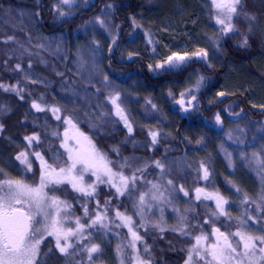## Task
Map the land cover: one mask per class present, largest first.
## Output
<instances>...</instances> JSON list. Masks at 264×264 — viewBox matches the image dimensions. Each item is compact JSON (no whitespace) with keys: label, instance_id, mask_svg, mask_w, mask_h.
<instances>
[{"label":"trees","instance_id":"obj_1","mask_svg":"<svg viewBox=\"0 0 264 264\" xmlns=\"http://www.w3.org/2000/svg\"><path fill=\"white\" fill-rule=\"evenodd\" d=\"M81 1L70 7V16L57 19L53 11L55 0H0V84L18 86L20 90L17 93L0 88V108L3 109L0 110V124L3 125L0 131V169L7 173L6 178L21 180L31 186L39 183L38 161L33 160V178L31 173L25 174L23 166L15 160L19 152L27 150L24 137L33 134L39 135L40 146L33 143L32 150L41 152L50 164L64 166L63 155L58 161L51 156L55 151L63 153V149L59 148L65 126L63 119L71 116L79 130L91 137L107 159L120 160L121 163V158L135 161L133 171L147 166L144 179L161 185L171 203L154 205L152 211L146 208L141 220L132 211V203L138 196L134 195L133 200L117 198L115 190L106 184L99 185L92 199H81L70 188L63 192H49V195H56L71 205L68 219L81 217V223L90 222L83 217L82 205H86L91 213L95 211L96 200L101 206H104L105 200H110L111 209H118L133 218V229L148 245L150 253H145L142 244L137 243L142 259L150 260L151 264H185L192 238L201 232L195 226L203 225L202 231L209 226L204 221L211 218L209 212L213 207L206 201H196L194 189L207 186L215 190L230 202L231 211L228 214L233 218L237 215L235 202L242 200L245 194L250 198L253 195L247 187V181L251 180L237 175L235 167L243 166L257 173L255 162L249 164L239 153L259 152L264 145V0H243L240 17L233 19L237 31L228 35H221L220 26L213 19L215 10L210 0H169V8L164 13L161 11L162 4H165L163 0ZM107 5L112 6L108 9L112 11L114 28L118 30L116 35L114 28L112 31L108 28V33L114 36L112 45L101 41V29H97L91 21ZM245 13L254 16L255 20L247 19ZM152 14L157 20H149ZM88 27L97 41L100 38L98 49L100 52L103 50L101 54L96 53L100 58L96 63L98 72L131 94L125 104L133 127L131 135L121 123H110L98 135L92 127L109 120L110 115H107L109 111L105 99L100 96L102 92L92 95L95 89L100 88L99 84L85 86L75 76L79 45L89 44L86 43L88 37L86 41L81 33H77ZM8 36H14L19 43H4ZM149 37L151 43L148 42ZM245 37L247 44L243 43ZM200 49L208 52L206 61L192 56ZM174 53L192 56V59L171 71L167 70V65L156 68ZM18 63L20 70L15 68ZM195 73L205 80L192 93L196 97L194 107L186 102L183 105L189 108L185 113L178 103L183 99H180L178 89ZM171 86H175V90L168 95ZM81 87H86L88 92L80 91ZM69 88L80 91V95L74 97L67 91ZM220 92L225 95L219 96ZM21 95L24 99L20 98ZM33 101L45 111L38 112L32 108ZM50 107L62 109L61 113H57L61 120L47 111ZM229 110L237 117L224 120ZM100 111L105 112V117L97 114ZM217 113L224 120L220 127L209 124L212 122L214 125ZM150 131L160 133L154 147ZM54 132H58L59 137L53 136ZM229 135L233 139L229 140ZM198 140L201 143L198 144ZM238 140H242L243 144H238ZM113 148L118 149V153L112 152ZM218 155L228 159L227 165L219 163ZM155 160L164 164L165 172L154 166ZM200 162H204L211 173L206 184L197 171ZM113 168L120 170L115 165ZM123 171L125 175H131L126 166ZM169 179L175 186L183 185L189 195L185 197L182 192L173 191L165 183ZM94 182V177L85 175L86 185ZM140 185L141 192L148 190L142 186L143 181ZM233 186L241 190L239 194ZM108 216L112 219L114 213L109 211ZM141 223L145 228L139 227ZM217 223L225 230L228 221L222 217ZM43 224L44 221L40 220L33 227L42 228ZM185 225L188 226L186 230L191 231L189 236L175 230ZM160 228L164 231L161 232ZM109 229L106 234L91 233V242L100 244L103 250L102 254L94 256L92 264H120L118 245L122 248L124 264H130L129 257H134L135 253L124 247L130 238L128 228L116 220L109 225ZM53 244V238L47 237L41 250H45V245L51 248ZM76 258L80 264H88L85 254L81 253ZM51 264L72 262L52 256ZM131 264H135L134 259Z\"/></svg>","mask_w":264,"mask_h":264},{"label":"snow or ice","instance_id":"obj_2","mask_svg":"<svg viewBox=\"0 0 264 264\" xmlns=\"http://www.w3.org/2000/svg\"><path fill=\"white\" fill-rule=\"evenodd\" d=\"M38 2V0H37ZM75 0H58V4L54 6V10L57 11L59 17L70 16L71 13L61 10V6H72ZM212 8L215 10L213 19L215 23L220 26L221 35H228L229 33H235L237 31L233 19L239 18L243 10V0H210ZM39 6V5H38ZM107 8H111V5H107ZM38 17L39 13H35ZM245 17L250 20H255L254 16H248L245 13ZM101 27L105 26L103 19L97 17L96 21ZM13 41L19 43L14 36H8L4 43ZM151 43V37L148 40ZM244 44H247V38L243 40ZM40 47H43L41 45ZM218 47V45H217ZM23 48V45H21ZM155 50V49H153ZM26 51V50H25ZM59 51V46L57 47ZM192 56L200 58L206 61L208 52L204 49L192 54ZM192 56L180 55L174 53L167 57V59L157 64L156 68H164L167 65V70L171 71L178 69L188 63ZM83 60L81 65L83 66ZM31 67V65H29ZM151 68L152 66L149 65ZM17 70L21 69V65L16 64ZM62 75V73H60ZM205 78L201 76L196 82L193 88H189L187 93L191 96V99L187 101L188 105L194 107L193 101L196 100L194 95H191L193 90H198L204 83ZM89 83L91 82V76L88 77ZM35 83V81H33ZM103 83L105 86H111V82L107 77L104 78ZM0 88L5 91H16L19 93L18 86H6L0 84ZM74 97L80 95V91L88 92L86 87H81L80 91L74 88H69ZM100 89H95L92 95H99ZM184 95L183 93L181 94ZM219 96H224L225 93H218ZM21 99L24 97L21 95ZM43 98V97H41ZM71 99V97H70ZM105 103L110 106V111L107 115L115 118L114 121L105 120L100 125H93L96 134L108 127L112 122L119 123L123 121L125 128L129 135L133 132L132 124L129 122L125 109L122 107L121 94L114 92L105 97ZM178 103L182 106L183 112L187 113L189 108L183 107L185 100L181 99ZM32 108L38 112H44L45 108L41 107L39 103L33 101ZM155 108V105H152ZM0 110H3L0 108ZM47 111L52 112L57 120H61V116L57 113H61L62 109L59 107H50ZM101 117H105L104 112H100ZM214 125L209 122L211 126L221 125L220 114L217 113L214 118ZM63 123L70 126L73 129V134L69 135L68 128L65 129L63 134L62 143L59 148L63 149V153L55 151L52 153L51 159L58 161L61 155L65 158L64 166L50 164L45 159L41 152L33 151L32 145L35 143L40 146V137L38 134H33L24 137L27 141V150L21 151L15 156V160L19 161L23 166V172L25 174L33 173V160L38 161L39 169V183L35 186L25 184L21 180L6 178L7 173L3 169H0V264H51L52 256H59L61 259H67L72 261V264H80L73 258L81 253L87 257L88 264H92L94 256L102 254L101 245L98 243H92V232H96L99 235L100 232L109 231V225L119 220L125 227L128 228L130 238L128 243L124 247L135 253L134 257H129V262L134 259L135 264H151V261L141 258L137 243L139 242L143 246L145 253H150V249L143 241V237L133 229V218L120 212L118 209H111V201L105 200L104 206H101L100 201H95V211L89 212L86 205L83 207V217L90 222L81 223V217H76L74 220H69L68 215L71 209L65 200L60 199L56 195H49V192L61 191L66 188H70L73 192L79 194L80 198L92 199L97 193V188L101 184H106L109 188L115 190L114 194L117 198L124 197L128 200H133V196L137 195L138 199L132 203V211L143 220V214L146 208L152 206H158L160 203L170 204L171 200L166 198L164 190L159 184L148 182L144 179L145 168H137L133 171V163L128 158H121L120 160H109L101 153L91 137L85 135L79 130L76 123L71 116H67L63 119ZM3 130V125L0 124V131ZM58 132H54L53 136L59 137ZM151 142L153 147L158 143L159 131H150ZM231 140L233 137L228 136ZM71 142V143H70ZM255 138L253 139V143ZM201 143V141H197ZM238 144H243L242 140L237 141ZM112 152L118 153V149H111ZM264 145L261 146L259 152L244 153L239 155L243 160L252 164L255 162V169L257 174L261 177V182L264 183ZM226 155L231 156L226 152ZM31 157V158H30ZM154 166L165 172V166L160 160H155ZM113 165L116 166L119 171L114 170ZM127 167L131 175H125L123 169ZM190 166V165H189ZM201 179L207 181L211 175L209 167L200 162L198 169ZM139 173V175H138ZM90 174V178L94 177L95 182L92 184H85V175ZM143 181L142 186L148 188L147 191H140V182ZM166 185L172 187L173 191L182 192L185 197L189 193L184 189L183 185L175 186L171 179L167 180ZM234 187V186H233ZM234 191L239 194L240 189L234 187ZM195 200L200 201L210 200L215 202L216 211L210 214V219L205 220L204 224L209 225V231L203 233V225L195 226L201 230L200 235L194 236L192 246L187 249V256L185 264H264V235L254 236L240 229H248L250 227H257L261 232H264V192H262L256 200L250 199L246 194L243 195L241 205L242 206H254L247 208L245 214L241 218H233L225 210V205L231 207V204L224 197L218 193H209L202 188H195ZM122 206V205H121ZM112 211L114 216L109 219L108 213ZM162 211V209H161ZM249 211H255L259 216L248 215ZM223 217L228 221L225 227L228 231H221L219 227H214L220 218ZM40 220L44 221L42 228H34V223H39ZM184 217L181 216V221ZM234 221V222H233ZM73 226H66V225ZM140 228H145V225L141 223ZM159 227V225H154ZM235 227L236 230L231 229ZM187 225L181 227L178 230L182 235H191L190 230H186ZM163 232L164 229L160 228ZM87 233V235H86ZM147 234V233H146ZM47 237H52L54 244L51 248L45 245V250H41V245L44 244ZM212 239V243H208L209 239ZM79 250V251H78ZM117 253L121 256L120 264H124L123 252L120 245L117 246Z\"/></svg>","mask_w":264,"mask_h":264},{"label":"rangeland","instance_id":"obj_3","mask_svg":"<svg viewBox=\"0 0 264 264\" xmlns=\"http://www.w3.org/2000/svg\"><path fill=\"white\" fill-rule=\"evenodd\" d=\"M77 1H80V0H75L76 3H78ZM83 1H84V3H86V0H82L81 2H83ZM55 3L57 5L58 4V0H55ZM163 3H165V4H162L161 11L164 13L169 8V0H163ZM70 7L69 6H61V10L65 11V12L72 13V9ZM53 11L56 13L57 19L61 18V17L58 16L57 11H55V10H53ZM66 17H68V16H66ZM66 17H62V19L66 18ZM97 17H99L100 19L104 20L105 26L103 28L96 22L97 21ZM156 18L157 17L155 16V14H152L151 16H149V20H151V21L157 20ZM91 21H94V24L97 25V27H98L97 29H101V31H100L102 33L101 37H100V38H102L101 41L106 42L109 45H112L114 43V36H112V34L108 33L109 32L108 28L112 31V29L115 27L114 21L112 20V11H110L107 7H105L103 9V11L99 15L95 16V18H93V20H91ZM89 31H90V28L88 27V28H86L84 30H79L78 33H77L79 35L81 33L83 38L86 41H87V37H88V42H86V43H89V44H80L79 45V47H80L79 49L80 50H78V61H77V63L75 62V65H76L75 76L78 77L80 80H82V83L85 86H96V85L99 84V87H100L99 89L102 92V94L100 96L103 97L104 99L109 94H112L114 92H119L121 94L122 107L125 109V112H126V115H127L125 104H126V100L130 97L131 94L127 90H125L123 87L114 85L112 83H111V86H105V84L103 83L105 76L103 74L99 73L98 69L96 68V63L98 61H100V58L97 56V54H99V53L101 54L103 52V50H101V52H100V50L98 49L99 44H97V43L100 41V38L97 41L94 38V34H92V32H89ZM115 32H116V35H118V30L115 29ZM87 33H90V35L87 36L86 35ZM91 47H92V50H89V48H91ZM125 54H127V53L125 52ZM81 60H83V62H84L83 66L81 65ZM89 76H91V82L90 83L88 81V77ZM200 77H201L200 74H196V73L192 74L186 79V81L184 83L180 84L179 89H178L179 96H180V99L183 98L185 100L186 104H188L187 101L191 98L190 95L187 93V90L189 88H193ZM172 90H175V86H171L170 87V89L167 92L168 95H170L169 93ZM196 91L197 90H193L192 93H194ZM182 93L184 94L183 96L181 95ZM192 93H191V95H192ZM103 98H102V100H103ZM150 104H152V103H150ZM106 105L108 106L107 110L110 111V106L108 104H106ZM99 113H97V114H99ZM226 115H227L226 116L227 118H225L224 120H227L229 118H234L236 116L232 112H230V110L227 111ZM127 117H128V115H127ZM109 120H115V118L112 117V116H109ZM224 120L222 119V121H224ZM119 123L124 124L123 121H121ZM221 125H218V126L220 127ZM66 128H68L69 135L73 134V129H71L70 126L65 125L64 129L62 131V134H61V143H62L63 134H64ZM85 135H87V134H85ZM217 157L219 159V163L220 164L227 165V163H228V159L227 158H222V155H218ZM230 171L234 172V169L230 168ZM235 171H236V174L239 175V176L249 177V179L251 181H247V187L250 188L252 190V192H253V195L251 196V198L250 197L249 198L252 199V200H256L258 198V196L262 192H264V183L261 182V177L257 173L252 172V170L251 171L247 170L243 166L235 167ZM202 181L205 184L207 182V181H205L203 179H202ZM199 188H202V187H199ZM202 189H204L206 192H209V193H217L215 190H211L212 188L207 187V186L203 187ZM203 201H206V200H203V199L200 200V202H203ZM241 201L242 200H239V202H235V204H237L235 206V209H236V212H237L236 218H241L245 214L244 212L246 211L245 210L246 208L241 205ZM206 202L211 203L213 205V207L211 208L212 211H210L209 213L211 214V213L215 212L216 211L215 202L214 201H210V200H208ZM262 207H264V206H262ZM150 210L151 211L153 210L152 207L150 208ZM225 210L227 212L231 211L230 210V206L225 205ZM248 215L256 216L257 219H259V216L257 215V213L255 211H249ZM209 219L210 218H208L207 220H209ZM215 225H216V223L214 225H212V226H214V227H219L220 226L218 223H217V226H215ZM224 229L225 230H223V228H222L221 231H225L226 232V231L229 230L226 227ZM231 230L235 231L236 228H233ZM240 230L244 231V232H247L248 234L254 235V236L264 235V232H261L255 226L250 227L248 229H240ZM208 231H209V226L207 228H204L203 233H207ZM200 234H201V232H200ZM200 234H197V235H200ZM212 242L213 241L210 238L208 243H212ZM73 259L75 261H78V259L76 257H74ZM70 262H72V261H70Z\"/></svg>","mask_w":264,"mask_h":264}]
</instances>
